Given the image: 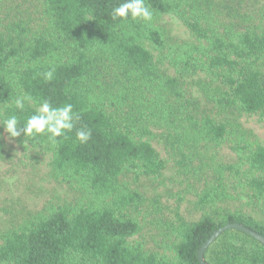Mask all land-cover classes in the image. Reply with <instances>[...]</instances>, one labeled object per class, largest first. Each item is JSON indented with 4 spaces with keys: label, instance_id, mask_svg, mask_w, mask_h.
Instances as JSON below:
<instances>
[{
    "label": "trees",
    "instance_id": "trees-1",
    "mask_svg": "<svg viewBox=\"0 0 264 264\" xmlns=\"http://www.w3.org/2000/svg\"><path fill=\"white\" fill-rule=\"evenodd\" d=\"M39 2L40 28L24 13L0 20V122L15 113L23 126L45 100L71 104L79 119L55 145L44 136L14 141L49 153L51 175L82 196L6 236L0 264H199L200 247L227 224L264 236V145L240 122H264V0H145L149 23L114 21L123 0ZM170 16L192 40L170 34ZM23 94L32 102L18 111L13 101ZM79 129L91 130L87 143ZM153 142L178 174L202 180L193 194L203 214L180 222L167 256L130 243L142 205L130 182L160 178L169 164ZM222 146L234 155L221 159ZM204 259L264 264V245L229 231Z\"/></svg>",
    "mask_w": 264,
    "mask_h": 264
},
{
    "label": "rangeland",
    "instance_id": "rangeland-1",
    "mask_svg": "<svg viewBox=\"0 0 264 264\" xmlns=\"http://www.w3.org/2000/svg\"><path fill=\"white\" fill-rule=\"evenodd\" d=\"M0 2V20L4 19L3 13L12 16L19 12L29 18L27 23L32 27L40 28L46 23L47 18L39 0ZM163 23L173 37L192 40L189 31L177 17H166ZM240 122L264 145V122L259 115L244 116ZM155 127L152 126L151 130L159 134L161 130ZM153 146L169 164L160 178L130 182V189L137 191L142 199V205L133 213L140 230L130 243L139 244L147 252L167 256L170 241L179 230L180 222H197L203 214L196 204L197 195L193 194V189L201 194L196 189L201 187L202 180L200 183L188 175L178 174L170 161L169 152L166 153L155 142ZM218 152L223 160L234 155L226 146L220 147ZM50 165L49 153L10 140L0 124V244L11 232H19L38 214L82 196L80 187L56 180L51 175ZM186 188L190 189V194L186 193ZM234 204L231 203L230 207Z\"/></svg>",
    "mask_w": 264,
    "mask_h": 264
},
{
    "label": "clouds",
    "instance_id": "clouds-1",
    "mask_svg": "<svg viewBox=\"0 0 264 264\" xmlns=\"http://www.w3.org/2000/svg\"><path fill=\"white\" fill-rule=\"evenodd\" d=\"M111 18L115 20L132 19L149 23L153 19V12L145 3V0H123L111 11ZM53 70L44 73L45 80H51ZM26 102H32V97L28 94L18 95L13 101V107L18 111H23ZM79 116L73 112L71 104L54 107L48 101L40 103L36 112L27 117L23 126L15 113L9 115L2 122V127L7 137L14 140L23 136V143L35 140L38 137H47V140L55 145L60 137H65L75 127ZM91 138V130L79 129L76 131V139L81 143H87Z\"/></svg>",
    "mask_w": 264,
    "mask_h": 264
},
{
    "label": "water",
    "instance_id": "water-1",
    "mask_svg": "<svg viewBox=\"0 0 264 264\" xmlns=\"http://www.w3.org/2000/svg\"><path fill=\"white\" fill-rule=\"evenodd\" d=\"M229 231H236L247 235L248 237L254 239L260 244L264 245V236L246 228L238 223L227 224L212 233V235L205 241V243L200 247L197 257L199 264H208L204 259V254L209 249V247L223 234Z\"/></svg>",
    "mask_w": 264,
    "mask_h": 264
}]
</instances>
